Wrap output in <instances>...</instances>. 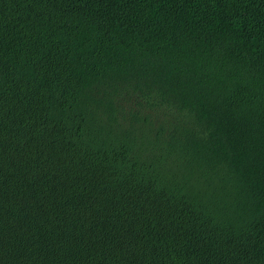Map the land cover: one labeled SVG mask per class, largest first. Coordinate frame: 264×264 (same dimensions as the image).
Masks as SVG:
<instances>
[{"label": "trees", "instance_id": "16d2710c", "mask_svg": "<svg viewBox=\"0 0 264 264\" xmlns=\"http://www.w3.org/2000/svg\"><path fill=\"white\" fill-rule=\"evenodd\" d=\"M0 264H264V0H0Z\"/></svg>", "mask_w": 264, "mask_h": 264}]
</instances>
